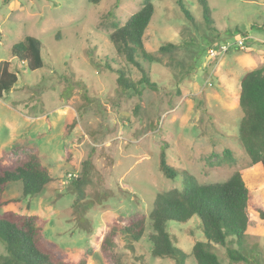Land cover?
<instances>
[{
  "label": "rangeland",
  "instance_id": "rangeland-1",
  "mask_svg": "<svg viewBox=\"0 0 264 264\" xmlns=\"http://www.w3.org/2000/svg\"><path fill=\"white\" fill-rule=\"evenodd\" d=\"M154 11L143 47L155 61L143 62L151 82L139 94L117 82L125 70L138 82L141 72L117 55L109 33L138 10L143 0H0V60L9 61L17 81L0 97V153L14 146L36 151L52 180L42 191L22 194L20 181L3 197L17 198L2 211L35 214L45 237L73 263L112 264L100 251L104 236L132 214H148L156 193L181 186L159 169L163 150L174 170L199 183L224 181L240 172L250 189L249 222L243 245L231 239L211 250L221 264H264V170L251 162L238 140L242 75L264 66V0H206L211 24L199 0H151ZM33 36L41 42L43 66L29 70L11 47ZM176 47L160 52V46ZM224 45V52L219 47ZM214 50L217 53H211ZM90 157L81 215L74 212L71 180ZM176 246L186 254L203 235L199 219L168 222ZM120 264H175L152 257L144 237H115ZM233 248L246 260L233 261ZM5 255L0 241V258ZM185 264H195L189 255Z\"/></svg>",
  "mask_w": 264,
  "mask_h": 264
},
{
  "label": "trees",
  "instance_id": "trees-1",
  "mask_svg": "<svg viewBox=\"0 0 264 264\" xmlns=\"http://www.w3.org/2000/svg\"><path fill=\"white\" fill-rule=\"evenodd\" d=\"M96 4L99 0H88ZM185 16L192 20V16L177 0ZM204 20L211 24V11L206 0H199ZM154 6L151 0H143L141 7L132 13L125 22L116 26L108 35L117 55L133 65L141 72L138 82L131 81L125 70H116L117 82L124 89L137 88L144 83L154 88L143 62L155 61V57L143 47V33L147 28ZM176 47L166 43L160 46V52H168ZM11 55L25 63L29 70L43 66L41 56V42L33 36L24 39L11 47ZM17 81V74L9 69L8 60H0V97L9 91ZM238 105L242 117L238 125V140L254 164H259L264 170V66L245 72L239 82ZM79 176L71 180L75 191L72 203L74 212L78 215L89 208L90 203H82L84 186L89 181L91 160L88 157L82 162ZM159 169L167 178L179 176L181 186L156 193L148 214H132L117 230H110L103 237L100 251L112 264H120V254L115 250V237L119 234L126 241L138 242L144 237L149 243L152 257H168L175 260V264H185L191 255L195 264H221L217 255L211 250L213 245L226 246L229 239L238 247L243 245L244 233L247 229L249 217L247 208L251 199L250 189L240 172L235 171L224 181L199 183L187 171H177L166 162L162 150L159 155ZM52 180L50 171L34 150L14 146L0 153V241L4 244L5 255L0 258V264H84L83 260L73 263L66 259L63 252L44 235L43 220L35 214L19 213L12 210L2 211V207L9 202L18 201L17 198L3 197L8 183L20 181L22 194L31 196L42 191L44 186ZM264 219V210L253 209ZM82 212V213H81ZM199 219L203 235L191 247L190 254H186L176 246L167 229L168 222L186 223L192 217ZM227 255L233 261L246 260L236 249L228 248Z\"/></svg>",
  "mask_w": 264,
  "mask_h": 264
},
{
  "label": "built area",
  "instance_id": "built-area-1",
  "mask_svg": "<svg viewBox=\"0 0 264 264\" xmlns=\"http://www.w3.org/2000/svg\"><path fill=\"white\" fill-rule=\"evenodd\" d=\"M225 47H224V45H221L220 47H219V52L221 53V52H224L225 51ZM211 53H217V52H215L214 50H211Z\"/></svg>",
  "mask_w": 264,
  "mask_h": 264
}]
</instances>
